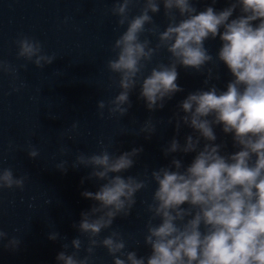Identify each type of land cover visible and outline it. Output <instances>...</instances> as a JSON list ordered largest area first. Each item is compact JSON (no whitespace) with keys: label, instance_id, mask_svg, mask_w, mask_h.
I'll use <instances>...</instances> for the list:
<instances>
[{"label":"clouds","instance_id":"1","mask_svg":"<svg viewBox=\"0 0 264 264\" xmlns=\"http://www.w3.org/2000/svg\"><path fill=\"white\" fill-rule=\"evenodd\" d=\"M196 2L114 0L109 11L117 17V28L125 30L115 39L106 68L114 74L109 79L119 92L97 102L99 118L105 109L110 116L127 115L130 93L137 86L138 98L149 112L163 109L176 93L184 91L177 83L178 66L204 75L206 88L188 93L179 102L178 111L166 122L174 125L176 135L162 148L171 160L151 171L145 168L144 179L123 175L134 167L142 147L116 155L108 150L110 144L100 141L98 153L76 154L71 167L91 169L81 184L85 180L102 183L95 192H81L94 203L80 213L79 222L73 225L79 236L61 245L57 264H94L98 247L106 250L112 264H264V0H227L228 6L221 10L214 7L217 0H211L199 11ZM138 5V14L130 16ZM161 6L167 21L163 30L154 21ZM149 36L156 37L154 45ZM217 37L221 46L213 56L205 41ZM15 43L17 58L38 69L57 58L32 37L20 35ZM161 49L169 54V62L158 63L145 76L144 69ZM219 63L232 77L223 90L211 83L219 79L214 74ZM17 71L0 59V73L12 77L11 92L19 91L14 83ZM217 125L224 134H231L235 151L225 152V144L216 143ZM183 126L192 132L181 143L177 137ZM76 128L73 122L71 130ZM156 130L149 117L136 134L149 139ZM67 151L61 148V155ZM189 153L195 155L185 165L182 156ZM27 156L35 159L39 151L29 144ZM54 167L66 173L68 161L61 160ZM27 179V175L15 176L10 167L0 168V190H22ZM150 182L156 187L146 204L149 215L143 236L149 254L138 256L135 250H127L126 239L112 225L118 217L130 215L136 194ZM108 229L112 230L101 238ZM48 239L61 237L50 231ZM4 240V247L13 251L20 245L16 236L9 238L0 228V241Z\"/></svg>","mask_w":264,"mask_h":264},{"label":"water","instance_id":"2","mask_svg":"<svg viewBox=\"0 0 264 264\" xmlns=\"http://www.w3.org/2000/svg\"><path fill=\"white\" fill-rule=\"evenodd\" d=\"M113 3L114 0H0V59L18 69L14 83L19 87V91L11 92L12 77L0 73V168H12L17 177L28 176L22 190H0V228L8 232L9 238L16 236L20 240L15 251L4 247L7 240L0 241V264H57L55 257L63 250L61 245L79 236L73 225L79 222L80 213L94 203L83 198L81 192H95L102 183L85 180L81 184V178L91 169H73L71 164L76 154L98 153L100 141L110 144L108 150L116 155L142 147L134 167L123 175L144 179L145 168L151 171L168 165L171 160V156L163 155L162 148L176 135L174 125L166 122L178 111L179 102L188 93L206 88L204 75L178 66L177 83L184 91L176 93L163 109L149 112L144 100L138 98L137 86L130 93L127 115L110 116L105 109L103 118H99L97 102L107 101L119 92L109 79L114 74L106 68L107 60L113 56L112 45L125 30L117 28V17L109 11ZM209 4L211 0H197L195 6L199 11ZM227 6V0H217L214 5L217 10ZM138 12L139 5L130 16ZM154 21L163 30L167 21L162 6ZM20 35L39 40L45 52L57 58L43 69L18 59L15 41ZM148 38L153 45L156 43L155 36ZM220 46L218 37L205 41L213 56ZM168 62L169 54L161 49L143 74L146 76L158 63ZM214 74L219 79L211 83L221 90L232 79L223 63L217 64ZM149 117L157 130L145 139L144 134L136 133ZM73 122L77 123L74 131ZM191 132L192 129L183 126L177 138L183 143L185 135ZM215 132L216 143L223 142L225 152L236 150L231 134H224L220 125L215 127ZM29 144L39 151L35 159L27 156ZM61 148L68 150L65 155H61ZM194 155H183L184 164H189ZM61 160L68 161L66 173L54 167ZM155 187L150 182L138 192L130 215L118 217L112 225V229L123 234L127 250H135L138 256L149 254L143 236L149 215L146 204L151 202ZM112 229L102 232L101 238ZM50 231L59 232L61 239L49 240ZM81 239L86 240L83 236ZM80 255H84L83 250ZM94 264H112V258L104 248L98 247Z\"/></svg>","mask_w":264,"mask_h":264}]
</instances>
